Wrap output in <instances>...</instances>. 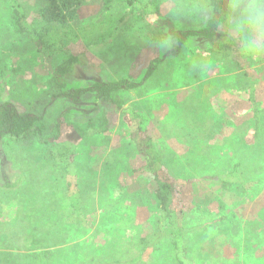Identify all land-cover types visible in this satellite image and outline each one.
<instances>
[{"label":"rangeland","instance_id":"obj_1","mask_svg":"<svg viewBox=\"0 0 264 264\" xmlns=\"http://www.w3.org/2000/svg\"><path fill=\"white\" fill-rule=\"evenodd\" d=\"M19 1L27 22L40 23L43 0ZM242 1L230 3L236 8ZM102 2L86 0L76 22L49 28L52 39L63 42L52 45L47 56L18 32L9 2L0 0V107L37 116L42 137L52 142L0 138V225L17 221V243L23 242V231L53 230L56 245L46 250L57 264H115L125 244L157 233L147 229L159 217L155 184L130 144L131 132L142 128L181 183L183 208L199 228L179 239L181 252L173 237L164 238L151 264H264V137L257 142L253 131L255 111L264 112V0H253L239 18H226L216 39L182 44L173 34L205 29L212 17L210 0H153L172 22L160 45L152 42L154 24L138 5L118 2L104 11ZM222 36L239 41V58L210 52ZM70 56L79 59L66 77L71 88L123 79L140 83L151 65L159 66L141 87L116 94L124 102L118 110L95 93L76 103L60 97L53 74ZM96 122L111 129L87 130ZM58 129L61 135L53 140ZM78 130L87 131L86 138L80 139ZM234 160L247 166V182L258 183L254 192L217 191L202 180L217 171L212 166L230 167ZM67 182L82 194L83 223L68 219ZM215 192L219 200L211 213H196ZM21 209L32 217L19 220ZM1 252L29 256L17 249Z\"/></svg>","mask_w":264,"mask_h":264},{"label":"trees","instance_id":"obj_2","mask_svg":"<svg viewBox=\"0 0 264 264\" xmlns=\"http://www.w3.org/2000/svg\"><path fill=\"white\" fill-rule=\"evenodd\" d=\"M13 10L18 32L24 36L37 48L43 55H52L51 47L63 42L62 38L53 40L49 35V28L54 26L66 27L74 23L79 18V13L84 6L86 0H43V6L40 9L41 21L38 24L28 23L26 16L22 10L19 0H7ZM253 0H243L239 7H232L230 0H210L212 17L207 22L206 28L200 31L178 32L174 33L173 37L178 43L185 42L191 38H202L205 40H214L218 36V31L223 21L228 18H239L243 11L247 9L249 3ZM126 2L131 5H138L153 22V37L152 42L160 45L166 38L165 28L172 26L170 19L164 17L158 5L153 0H103L102 9L108 11L115 3ZM257 18H261L257 14ZM262 19V18H261ZM44 26V27H43ZM43 27V28H42ZM239 41L232 37L222 36L218 41L213 42L210 52L221 55L225 58H239L240 44ZM79 59L76 56H70L66 61L56 67L53 74V82L60 91V97L67 98L72 102H79V99L86 93H95L105 104L115 106L118 110L124 108V102L116 97V94L129 89H137L141 87L149 78H151L159 66V62L151 65L145 79L140 83H134L129 79H123L117 82H95L90 88H71L66 77L75 72V67ZM236 62L238 67H241L240 62ZM253 106L256 107L257 102L251 96ZM98 109V106H96ZM256 109V108H255ZM39 119L37 116L30 113H20L16 108L10 105L0 107V138H9L14 142H25L31 138H37L41 143H52L51 139L45 140L41 135V130L38 127ZM254 137L257 142L260 137H264V112L255 111L254 118ZM60 128V125L58 126ZM111 128L109 124L89 123L87 130H95V134L108 132ZM80 131L79 138H86L85 130ZM61 135L60 129L57 130V136L53 139H59ZM130 144L143 161L142 171L153 178L155 184L154 198L157 204L159 217L149 222L148 228L150 231L157 233H147L136 240L133 244H125L118 251V261L115 264H151V259L156 252L158 246L163 242L164 238L173 237L175 249L179 252L183 251L179 239L188 238V235L194 233L199 228L190 223L187 214L181 202V183L174 181L169 169L163 159V156L157 150L154 139L149 133L142 129L136 128L130 134ZM234 154L236 151L234 149ZM264 150L262 151V155ZM210 159L211 156H209ZM234 164L229 166H212L217 169L216 172L204 176L202 180L210 181L217 191L226 193L246 194L254 192L258 186L257 182H247L248 176L246 168L241 161H233ZM253 163V162H252ZM250 163L248 166H251ZM264 165V163H262ZM65 171L68 173V166ZM264 170V166L261 167ZM247 180V181H246ZM186 183L195 181L186 180ZM215 190V189H214ZM218 196L216 192L208 196L206 201L199 203L197 206L198 212L205 214L211 213V205L217 202ZM64 207L68 212V219L83 223L80 220V215L84 210V202L78 185L67 182L66 193L64 194ZM225 205L219 204L218 208L224 209ZM25 211L21 209L18 214L19 220H26L32 217V214L24 216ZM34 215V214H33ZM228 218H223L222 223H226ZM188 222V226L184 225ZM17 221H13V226L0 225V264H57L56 258L51 251L46 249L56 245L54 231H39L35 233L30 231L24 236L23 242L15 241V234L18 233ZM61 238H63L61 236ZM180 243V244H179ZM76 247V246H75ZM24 250L29 253V256L21 258L20 254L4 255L2 250ZM186 249V248H185ZM184 249V251H185ZM178 252V253H179ZM4 257V258H3ZM21 258V260H20ZM20 260V262H19Z\"/></svg>","mask_w":264,"mask_h":264}]
</instances>
